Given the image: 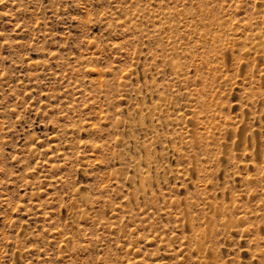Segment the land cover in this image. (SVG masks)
<instances>
[{
    "label": "rangeland",
    "instance_id": "374dc122",
    "mask_svg": "<svg viewBox=\"0 0 264 264\" xmlns=\"http://www.w3.org/2000/svg\"><path fill=\"white\" fill-rule=\"evenodd\" d=\"M0 264H264V0H0Z\"/></svg>",
    "mask_w": 264,
    "mask_h": 264
},
{
    "label": "bare ground",
    "instance_id": "6f19581e",
    "mask_svg": "<svg viewBox=\"0 0 264 264\" xmlns=\"http://www.w3.org/2000/svg\"><path fill=\"white\" fill-rule=\"evenodd\" d=\"M209 222V221H208Z\"/></svg>",
    "mask_w": 264,
    "mask_h": 264
}]
</instances>
